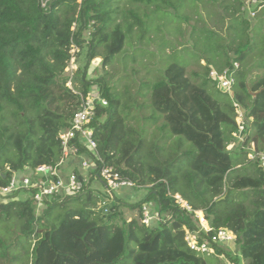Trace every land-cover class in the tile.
<instances>
[{"label": "trees", "instance_id": "1", "mask_svg": "<svg viewBox=\"0 0 264 264\" xmlns=\"http://www.w3.org/2000/svg\"><path fill=\"white\" fill-rule=\"evenodd\" d=\"M128 1L157 5L155 10L168 6L167 0ZM117 2L0 0V187L15 171L60 161L59 135L70 127L81 97L92 92L93 83L107 101V106L97 105L91 123L97 152L89 153L76 139V156L66 161L65 169L78 173L76 165L85 158L94 160L96 167L90 182L98 180L100 168L112 166L135 184L129 189L148 187L146 197L135 205L124 203L118 191L114 192L116 203L108 215L99 199L107 194L96 193L91 183L82 194L65 195L53 202L45 199L39 208L26 191L10 195L0 204V261L205 264L185 242L188 232L202 229L195 217L196 211H202L213 231L224 228L236 235L231 245L239 254L227 256L232 264H239L240 259L244 264H264V168L260 158L248 157L252 144L253 153L264 152V71L244 74L241 66L234 68L250 53V21L242 20L247 42L238 45L234 41L224 45L223 37L208 30V37H218L214 51L220 60L214 64L220 66H209L207 59L202 65L204 60L199 57L201 71L187 76V65L172 63L155 81L142 83L137 95H150L152 108L144 120L155 122L162 117L161 139L171 141L168 147L153 143L145 152V128L128 125V119L140 118L132 113L133 97L132 103H123L122 96L106 83L101 86L98 80L89 81L88 67L79 68L73 79L81 85L80 94L67 87L68 78L63 76L73 46L81 52L88 45L89 63L101 58L104 68L124 50L135 27L147 32L145 22L133 11L130 17L135 23L126 28L115 24ZM242 7L240 0L237 11ZM76 23H80L77 31L72 30ZM87 31L89 41L84 39ZM228 68L234 69L231 95L218 91L210 76L213 70L222 73ZM234 102L244 112L245 128L240 136ZM144 103L140 108L146 107ZM7 110L14 124H7ZM177 195L188 202L192 212L177 202ZM249 196L252 199L245 203ZM73 202L77 203L74 207ZM151 202L159 220L150 225L125 220L121 225L115 223L120 209H142ZM56 210L59 213L54 216ZM202 234L211 238L213 232ZM221 246L212 245L217 255L225 256Z\"/></svg>", "mask_w": 264, "mask_h": 264}, {"label": "rangeland", "instance_id": "2", "mask_svg": "<svg viewBox=\"0 0 264 264\" xmlns=\"http://www.w3.org/2000/svg\"><path fill=\"white\" fill-rule=\"evenodd\" d=\"M48 1L51 0H44V4ZM167 1V7L160 5L161 7L155 10L157 5L147 7L131 4L128 0H118L115 6L118 8L119 14L116 17L115 24H120L122 28H126L127 25L135 23V20L130 17V12L133 11L145 22L147 32L144 34V31L135 27L133 33L128 36L124 50L111 60L110 65L104 68L101 67L103 61L101 58L92 60L89 63L88 45H85L81 52L80 50L77 52L73 48L71 53H75L74 57L69 61L68 67L63 74V76L68 78L67 87L72 89L74 93H81L80 83L73 80L76 72L79 68L83 70L88 67L87 78L89 81L98 80L101 86L103 83H106L111 89H114L116 93L122 96L123 103H132L131 97H133L136 103L132 113L140 118L138 121L136 119H128V125L139 130L141 127L145 128V152L152 147L153 143H159L160 146L168 147L171 145V141L161 139L163 133L160 132V128L164 124L162 117L155 122L144 120L145 117L150 116L152 113L150 106L151 99L150 95L144 97L137 95L139 88L146 80L151 82L155 81L157 77L161 76L165 68L172 63L187 65V76L192 71L203 70L198 65L199 62H197L199 57L204 60L201 62L202 65L206 64L207 59V63H209L208 60L211 62L209 66L214 68L220 66L214 64L217 60H220L215 57L216 54L214 51L218 37H208V30H213L218 36L223 37L225 40L223 41L224 45H228L232 41L237 45L246 43L247 38L246 34H244L246 27L243 25L242 20L248 19L250 21L248 30H251L250 36L252 37L249 48L250 53L242 61L241 65H238L242 67L244 74L264 71V7L258 12L255 18L251 19L246 13L242 12V9H240V12L237 11L240 0ZM242 6H244V0H242ZM148 14H150L149 20L146 18ZM237 17L238 19H236ZM79 24L76 23V27L74 25L72 30L77 31ZM85 33L84 39L89 41L88 31ZM230 55L232 58H235L234 53ZM91 86L93 93L99 91L98 85L93 83ZM125 93L130 94V98L128 95L125 96ZM142 102H145L144 106L146 107L140 108ZM7 113L9 119L7 124H14L15 119L9 114V110H7ZM105 118L106 115L103 119ZM232 146L230 145L228 149L231 150ZM254 148L255 146L252 144L251 149L253 150ZM9 169V165H6L5 170L8 171ZM70 171L71 169H65L66 173ZM89 179L91 181V178ZM90 181V188L95 190L96 193L99 194V191L104 192V186L99 180ZM147 193L148 187H137L135 190L122 187L117 193V196L123 197L124 203L135 205L142 201ZM27 195L28 197L32 196L30 193ZM21 197L24 198L25 195L23 194ZM251 199V196H249V199L245 203H248ZM74 204L77 203L73 202L72 207L76 206ZM146 205L149 206L150 210L152 208L155 210L154 216L157 219L155 220L154 218L152 222L159 220L155 203L151 202ZM184 205L186 204L184 203ZM119 212V215L115 218L116 224L121 225L123 220L127 223L136 221L139 225L143 223V211L140 207L135 209L122 208ZM201 212H198V216L204 217ZM58 213L59 210H56L54 216L58 215ZM221 250L225 256L217 255L215 251L209 255H201L200 257L204 261L203 263L232 264L228 260V257L233 258L239 254L231 244L222 245ZM20 252L21 255L25 254L23 251ZM26 263L28 264V261ZM0 264H7V262L0 261ZM239 264H244L242 259L239 260Z\"/></svg>", "mask_w": 264, "mask_h": 264}, {"label": "built area", "instance_id": "3", "mask_svg": "<svg viewBox=\"0 0 264 264\" xmlns=\"http://www.w3.org/2000/svg\"><path fill=\"white\" fill-rule=\"evenodd\" d=\"M263 7L264 0H244L242 12L253 19ZM73 48L77 51V47L73 46ZM74 54L71 53V60ZM238 66V63L234 64L235 69H237ZM210 76L216 81V89H218V91L223 94H232V87L235 82L234 69L228 68L222 73L213 70ZM81 98V104L73 113L70 127L62 131L59 135L60 144L63 148V156L60 161L55 165L42 164L35 169L26 167L21 172H13L7 179V184L0 187V204L10 195H14L18 192V194H20L22 191H26L32 195L31 198L37 204L38 208L45 199L53 202L55 199L62 198L65 195H79L83 193L85 187L89 184V178L94 175L93 172L96 168L94 160L82 158L76 165L78 173L74 170L66 173V161L76 156L78 148L73 144L76 139L89 153L96 154L97 143L93 138L91 123L96 116L97 105L107 106V101L102 99L96 92H91L86 97L82 96ZM234 106L238 113L236 122L239 126L238 134L240 136L245 128L244 112L235 102ZM252 151L254 152L255 149ZM253 152L248 155L249 159L254 160L255 158H260L262 162L261 165L264 168V152ZM96 179L102 183L104 186V193L107 194V196H100L99 198L103 213L105 214H109L111 212V205L116 203L113 196L114 192L120 190L122 187H135L133 182L123 179L112 166L100 168L96 175ZM33 190H35L36 193H33ZM175 198L183 208L187 209L189 212L193 211L188 202L183 201L180 196L177 195ZM184 203L186 205H184ZM142 211L144 224L150 225L154 218L155 220L157 219V217L151 213L148 205H144ZM198 212L199 211L195 212L196 218L199 220L202 229L191 233L188 232L185 236V242L191 251L200 255H209L214 252L212 247L213 244L227 245L232 244L236 240V235L228 229L219 228L213 231L207 224L204 213L201 212L204 217H199ZM202 231L205 233L213 232V234L211 238H206L203 236Z\"/></svg>", "mask_w": 264, "mask_h": 264}, {"label": "crops", "instance_id": "4", "mask_svg": "<svg viewBox=\"0 0 264 264\" xmlns=\"http://www.w3.org/2000/svg\"><path fill=\"white\" fill-rule=\"evenodd\" d=\"M99 192H100L99 194L103 193V192H101V191H99ZM118 192H119V190H118Z\"/></svg>", "mask_w": 264, "mask_h": 264}]
</instances>
